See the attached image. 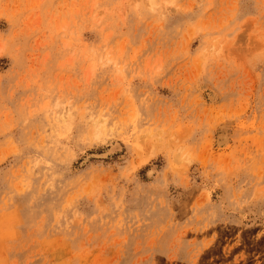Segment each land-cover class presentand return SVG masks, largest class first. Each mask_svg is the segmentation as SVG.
Instances as JSON below:
<instances>
[{
	"label": "rangeland",
	"instance_id": "rangeland-1",
	"mask_svg": "<svg viewBox=\"0 0 264 264\" xmlns=\"http://www.w3.org/2000/svg\"><path fill=\"white\" fill-rule=\"evenodd\" d=\"M0 264H264V0H0Z\"/></svg>",
	"mask_w": 264,
	"mask_h": 264
},
{
	"label": "bare ground",
	"instance_id": "bare-ground-1",
	"mask_svg": "<svg viewBox=\"0 0 264 264\" xmlns=\"http://www.w3.org/2000/svg\"><path fill=\"white\" fill-rule=\"evenodd\" d=\"M211 98H212V95H211ZM68 112H69V111H68ZM68 112H67V113H68ZM65 113H66V112H65ZM69 113H70V112H69ZM69 113H68V114H69ZM65 116H66V114H65ZM62 117H63V116H62ZM66 117H67V116H66ZM66 117H65L64 119H63V118H62V119L65 120ZM63 120H62V121H63ZM221 141H222V140H221ZM222 142H223V141H222Z\"/></svg>",
	"mask_w": 264,
	"mask_h": 264
}]
</instances>
